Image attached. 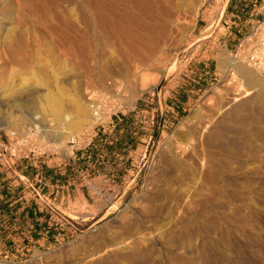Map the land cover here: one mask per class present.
<instances>
[{
	"label": "rangeland",
	"instance_id": "obj_1",
	"mask_svg": "<svg viewBox=\"0 0 264 264\" xmlns=\"http://www.w3.org/2000/svg\"><path fill=\"white\" fill-rule=\"evenodd\" d=\"M81 2L94 15L103 4L0 0V151L33 125L48 137L28 148L41 163L25 179L45 228L36 232L31 218L2 232L0 264H264V67L244 59L264 46V24L234 23L229 0H140L149 29L141 23L131 45L99 19L91 40ZM256 30L236 61L239 40ZM118 88L122 109L91 145L66 151L50 141L65 120L87 119L90 90L105 92L109 106ZM50 90L61 93L59 118L45 109ZM237 97L243 103L233 104ZM201 145L224 165L210 182L192 178L194 168L206 173L205 161L188 158ZM64 186L75 189L71 202L55 200Z\"/></svg>",
	"mask_w": 264,
	"mask_h": 264
},
{
	"label": "bare ground",
	"instance_id": "obj_2",
	"mask_svg": "<svg viewBox=\"0 0 264 264\" xmlns=\"http://www.w3.org/2000/svg\"><path fill=\"white\" fill-rule=\"evenodd\" d=\"M107 1L109 2V0H103V4H102V6L100 7V8H98L97 9V11L99 12L98 14L97 13H95V15L94 14H92V12H94V9H93V7L92 6H90V5H88L87 4V2H84V3H82L81 2V4L78 6V14H80L81 15V17H82V19L84 20V19H86L87 18V20H85L84 22L85 23H87L88 22V28H87V26H86V31L88 32V35L90 36V39L92 40V38H95V36L93 37V35H91V33L92 32H90V30H93L92 28H94L96 25H95V22L97 21V19H99V20H101V24L103 23V27L104 28H106L107 26H110V25H112V29H113V31H114V33L116 34V36H119V37H122V35L124 34L125 36H127V38H125L126 39V41H128V44H129V42L131 43H133V42H135V40L137 39V38H139V34H138V26L140 27L143 23L145 24L144 26H145V28L146 29H149V24L148 23H146L145 21H144V19H141V17H140V15L138 14V4L140 3V0H115L114 1V4H108L107 3ZM127 1V2H126ZM194 1V0H193ZM110 3H111V1H110ZM113 3V2H112ZM188 5V4H187ZM193 6V5H192ZM194 7V6H193ZM71 11H72V9H71ZM75 11V9H73V11L72 12H74ZM91 14V15H90ZM167 16V15H166ZM83 20H81L80 21V23H82V21ZM169 20V19H168ZM77 21H78V19H77ZM78 23V22H77ZM110 23V24H109ZM142 23V24H141ZM170 23V22H169ZM148 24V25H147ZM175 24V23H174ZM180 24V23H179ZM81 25H87V24H81ZM95 25V26H94ZM76 26V25H75ZM81 27V26H80ZM141 27H143V25L141 26ZM99 28V27H98ZM97 28V29H98ZM107 29V28H106ZM105 29V30H106ZM143 29V28H142ZM104 30V31H105ZM107 31V30H106ZM94 33V32H93ZM96 33V32H95ZM102 33V32H101ZM98 34V33H97ZM114 34V35H115ZM99 35V34H98ZM102 35H104V37L105 38H108L107 36L109 35V34H105L104 32L102 33ZM111 36V35H110ZM142 36V35H141ZM103 37V36H102ZM102 37H101V39H102ZM118 37V38H119ZM97 38V37H96ZM95 38V39H96ZM117 38V37H116ZM119 40V39H118ZM123 40V39H122ZM99 42L102 44V42L100 41V39H99ZM106 42V41H105ZM125 42V41H124ZM88 43V42H87ZM93 43V42H92ZM127 43V42H126ZM132 43H131V45H132ZM103 44H104V42H103ZM102 44V45H103ZM105 44H107V43H105ZM115 44V43H114ZM123 45V44H122ZM125 45V44H124ZM115 46H116V44H115ZM130 46V45H129ZM67 57V56H66ZM236 61H237V59H236ZM225 61H224V59H222L221 58V60H220V64H223ZM232 64H235L236 62L235 61H233V62H231ZM220 66V65H219ZM237 68V70L239 69V71L241 72V75H243L245 78H251V73L249 72V70L248 69H241L240 70V68H238L237 66H236V64L235 65H233V68ZM222 69V68H221ZM236 70V69H235ZM238 74H239V72H238ZM237 74V75H238ZM224 75V74H223ZM240 77V76H239ZM58 78V77H57ZM224 78H225V76H224ZM248 79H247V81H248ZM254 80V79H253ZM246 82V81H245ZM248 82H251V81H248ZM251 84V83H250ZM257 84V83H256ZM261 84V83H260ZM145 86H146V84H142L139 88H138V90H139V92L141 93V92H143V90L145 89ZM61 87V86H60ZM260 90V89H259ZM262 90V89H261ZM260 90V91H261ZM48 92V91H47ZM100 92V91H99ZM138 93V92H137ZM46 95V94H45ZM254 96V95H253ZM264 96V95H263ZM233 101H234V103L233 104H240V103H243V100L241 99V98H234L233 99ZM245 102V101H244ZM62 104H63V100L61 99V93H60V91H59V93H53V92H51V90H50V92L47 94V96L45 97V109H48V111L49 112H51L54 116H56L57 118H59V117H61L63 114H62ZM79 105V104H78ZM252 113V112H251ZM66 116V115H65ZM64 116V117H65ZM94 119H96V120H98L99 119V116H95V113H94V110H91L90 111V113H89V116L87 117V119H84V120H74V119H70V120H65V132L63 131L62 133H57V134H55V131L53 132V133H51V134H54L53 135V138L50 140L51 142H53L56 146H58L59 148H62V149H64V150H66V151H68L69 150V148L67 147V142H68V140L69 139H71L72 137H74L76 134H78L79 132H82V130H83V128L85 127V125L87 124V123H93L95 120ZM33 127H34V129H36V130H40V128H38L37 126H34L33 125ZM32 127V128H33ZM32 128H30V130H28V134H33V130H31ZM86 128V127H85ZM84 128V129H85ZM53 130V129H52ZM47 130H43V131H41L42 133H40V136H41V139L42 140H45V139H47L48 137H47V135L45 134V132H46ZM210 138V137H209ZM216 138V137H215ZM217 139H219V138H217ZM214 141H215V139H214ZM187 142V141H186ZM211 142V141H210ZM189 143H190V141H189ZM221 143V142H220ZM227 143V142H226ZM226 143H224V146H225V144ZM202 144V143H201ZM223 144V143H222ZM230 145V144H229ZM198 147H201L202 148V145L201 146H198ZM196 148H197V146H196ZM203 148H204V145H203ZM202 148V153L200 154V155H198L197 154V151H196V149H194L191 153H192V155H194V156H189L188 157V155H187V157L188 158H193V157H195V155L196 156H198L197 158L200 160V161H205V162H202V164L204 163V165L202 166L203 167V170H205L206 171V173L205 174H202L199 170H197V169H195L194 168V171H193V173L195 174V177L193 176L192 178H198V180L200 181V183H202V181H203V179H206L207 178V176H210L211 177V179L213 180V177H214V174L216 173V167L217 166H220V165H223L222 164V162H220V160H218V158L216 157V156H213V155H209V154H207V151L205 150V149H203ZM190 149V147H187V146H185L184 147V150L185 151H187V150H189ZM197 150H198V148H197ZM201 150V149H200ZM179 151V150H178ZM177 154V153H176ZM176 154L174 155V156H176ZM218 154V153H217ZM164 155H165V153H164ZM216 155V154H215ZM182 156H183V154H182ZM220 156V155H219ZM164 157V156H163ZM180 157V156H179ZM186 157V159H183L184 160V162L185 163H187L189 166H192V167H194L192 164H191V162H189L190 160L188 159ZM222 157V156H221ZM173 158H175V157H173ZM177 158V157H176ZM185 158V157H184ZM191 158V159H192ZM220 158V157H219ZM181 159H182V157H181ZM224 159H225V157H224ZM180 160V159H179ZM227 161H228V159H226ZM231 160V159H230ZM178 161V160H177ZM180 162V161H179ZM198 162V161H197ZM181 163V162H180ZM185 163H183V164H185ZM195 163V162H194ZM226 163V161L224 162V164ZM197 166V165H196ZM224 166V165H223ZM231 166V165H230ZM222 167V166H221ZM218 168V167H217ZM186 169V168H185ZM190 170V169H189ZM213 171H215L214 173H213ZM186 173H187V171H186ZM190 173H192V172H190ZM193 174V175H194ZM222 174V173H221ZM226 174V173H225ZM191 178V177H190ZM192 178L190 179V180H192ZM209 178V177H208ZM207 180V179H206ZM210 179H208L206 182H208ZM216 180V179H215ZM214 180V181H215ZM211 181V180H210ZM209 181V182H210ZM213 182V181H212ZM231 182V180H230V178L229 177H227V176H225L224 177V179H223V184L224 185H227V184H229ZM165 183V182H164ZM194 183V182H193ZM218 183V182H217ZM163 184V183H162ZM195 184H196V180H195ZM194 184V185H195ZM214 184V183H213ZM212 185V184H211ZM168 187V186H167ZM184 187V186H183ZM185 187H187V186H185ZM192 187V186H191ZM198 187V186H197ZM178 189V188H177ZM180 189V188H179ZM191 190V189H190ZM189 191V190H188ZM187 191V192H188ZM197 191V190H196ZM156 192V191H155ZM160 192V191H159ZM190 192V191H189ZM154 193V192H153ZM157 193V192H156ZM180 193V192H179ZM195 193V192H194ZM160 194V193H159ZM164 193H162V195H163ZM167 194V193H166ZM187 194V193H186ZM189 194V193H188ZM190 194H193V193H190ZM189 194V195H190ZM175 195V194H174ZM183 195H184V193H183ZM188 195V196H189ZM176 196V195H175ZM180 196V195H179ZM156 197V196H155ZM177 197V196H176ZM175 197V198H176ZM187 197V196H186ZM186 197L184 196V199H186ZM191 197V196H190ZM195 198V197H194ZM193 198V199H194ZM160 199V198H159ZM191 199V198H190ZM168 200V199H167ZM176 200V199H175ZM187 200V199H186ZM217 200V199H216ZM174 201V200H173ZM174 202H176V201H174ZM178 202V201H177ZM184 202H185V200H184ZM188 202V201H187ZM191 202V201H190ZM186 203V202H185ZM189 203V202H188ZM192 203V202H191ZM171 204H172V202H171ZM171 204H170V208H171ZM179 203H177V205H178ZM194 204V203H193ZM193 204H191V205H193ZM166 205V204H165ZM175 205V204H174ZM211 205V204H210ZM161 206V205H160ZM179 206V205H178ZM186 206H187V204H186ZM188 208V207H187ZM179 209V208H178ZM177 209V210H178ZM183 209V208H182ZM171 210H172V208H171ZM170 210V211H171ZM173 211V210H172ZM181 211H183V210H181ZM176 212V211H175ZM194 212V211H193ZM192 212V213H193ZM191 213V215H192V217H193V214ZM177 214V213H176ZM180 214V213H179ZM178 214V215H179ZM194 215H195V213H194ZM168 216V215H167ZM196 216V215H195ZM148 217V216H147ZM187 217H188V215H187ZM170 218H171V216H170ZM174 219H176V218H174ZM194 219V218H193ZM197 219L198 218H196V221H197ZM172 220V219H171ZM179 221V220H178ZM175 222V221H174ZM178 223V222H177ZM183 223V222H182ZM189 223H191V221H189ZM181 224V223H180ZM191 225H192V223H191ZM183 227V226H182ZM192 227V226H191ZM185 229V228H184ZM193 231H195V230H193ZM175 233V232H174ZM177 244V243H176ZM175 244V245H176ZM177 245H179V244H177ZM169 247H171V246H169ZM175 247V246H174ZM179 248V247H178ZM177 249V248H176ZM179 250V249H178Z\"/></svg>",
	"mask_w": 264,
	"mask_h": 264
},
{
	"label": "crops",
	"instance_id": "obj_3",
	"mask_svg": "<svg viewBox=\"0 0 264 264\" xmlns=\"http://www.w3.org/2000/svg\"><path fill=\"white\" fill-rule=\"evenodd\" d=\"M225 11L226 16L233 19L234 23L238 21L242 24H254L257 21H264V0H229ZM87 157L95 158L96 154L91 153ZM33 160L30 162L31 159H21L16 165L11 160L6 161L0 157V234L13 231L15 224L29 223L31 218L36 232L41 233V230L45 228L41 222L44 221L43 218L36 217L43 214H40L41 212L37 209H32L28 204L29 184L25 179L29 180V178L26 173L30 165L38 166L37 162L41 163L39 158H33ZM61 188L66 189L67 194L63 191V195H60L58 190L55 200L71 202L76 198L74 188L70 189L66 186ZM76 193L79 194L78 188ZM89 195L92 197L91 194L85 195L87 201H89Z\"/></svg>",
	"mask_w": 264,
	"mask_h": 264
},
{
	"label": "built area",
	"instance_id": "obj_4",
	"mask_svg": "<svg viewBox=\"0 0 264 264\" xmlns=\"http://www.w3.org/2000/svg\"><path fill=\"white\" fill-rule=\"evenodd\" d=\"M259 25L264 24V21H258ZM257 30L255 32L250 33L249 35L244 36L238 42L237 52L235 54V58L238 60L241 54L243 55L246 48L249 50V46L254 44L255 41L254 35H257ZM244 59L248 64L257 65L259 67H264V46L260 45L258 49L254 51L250 50L246 54H244ZM119 89V88H118ZM120 94H122L121 88L117 90V100H114L113 103H110L108 106L107 103L102 102V100L106 97L105 92H99V90L92 89L90 90V98L91 99V108L94 110L95 116H99V119L93 122V128L90 130H85L76 134L74 137L68 140V144L72 149L76 146H89L92 143V140L95 136L99 135L101 128L105 123V120L108 116L112 117V115L117 114L122 109V96L120 98ZM33 134L26 133L24 136H21L14 146H7L5 144L2 145L3 150L0 151V157L7 160H21V159H30L31 150L28 148L32 145V142L35 138L40 137V132L34 129Z\"/></svg>",
	"mask_w": 264,
	"mask_h": 264
}]
</instances>
